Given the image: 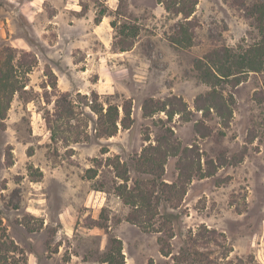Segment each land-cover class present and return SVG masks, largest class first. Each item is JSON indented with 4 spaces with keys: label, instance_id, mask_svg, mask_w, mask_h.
<instances>
[{
    "label": "rangeland",
    "instance_id": "rangeland-1",
    "mask_svg": "<svg viewBox=\"0 0 264 264\" xmlns=\"http://www.w3.org/2000/svg\"><path fill=\"white\" fill-rule=\"evenodd\" d=\"M194 1L0 0L2 64L6 47L36 58L0 117V264H106L113 237L125 264H264V70L217 82L232 101L227 125L195 105L213 88L196 60L261 39L258 0ZM177 30L186 46L170 41ZM58 90L76 115L53 140L46 116ZM92 91L105 106L131 103L128 126L97 137L83 96ZM109 159L127 167L126 184ZM120 189L142 195L128 204ZM205 228L208 240L196 236ZM187 247L200 254L185 260Z\"/></svg>",
    "mask_w": 264,
    "mask_h": 264
},
{
    "label": "trees",
    "instance_id": "trees-1",
    "mask_svg": "<svg viewBox=\"0 0 264 264\" xmlns=\"http://www.w3.org/2000/svg\"><path fill=\"white\" fill-rule=\"evenodd\" d=\"M197 2L198 0H195L194 5H196ZM251 11L255 17L256 27L261 35L259 41L254 42L253 44H247L246 46L238 45L236 48L223 46L220 49H215L210 52L204 58L206 60L201 58L196 60V66L200 71V74L213 88L206 94L198 95L195 99V105L197 109L202 110L205 115L209 114L210 110L213 109L224 119L225 125L229 123L232 117V101L228 102L224 93L216 88L218 84L217 82L226 79L236 81V84H239L241 82V76L246 75L251 71L264 70V0H258V2L251 7ZM176 12L182 13L185 18H189L194 11L192 8L183 5L177 8ZM189 21L190 20H187V22ZM177 27L180 31L181 29L183 31L187 30V27L182 22L179 23ZM179 30H177L176 35H174L172 39L170 38V41L175 45L186 46L183 41L178 38ZM136 35L137 33L135 31L134 36ZM186 38V41L188 42L187 45H190L192 42L191 37ZM133 44L134 42H125L121 47V50H129ZM4 53H6V57L3 61L4 64H2V58L0 56V117L2 118L6 116L14 94L24 89L26 86L25 80L22 79V75L26 77L36 64V58L31 52L17 51L13 47H6ZM15 60H17L16 63H14ZM53 85L56 86V83H53ZM53 95L56 96L54 101L55 107L53 111L47 112L46 121L51 130V138L56 140L60 132H64V130H67L68 128H73L74 124L72 123V120L76 115V102L71 98V94L68 92H61L58 90ZM83 96L88 99L85 101V105L97 115V137L114 136L119 129V124L124 127L128 126L127 119L131 116V103L125 101L121 105L120 110L118 104H113L110 101H107V105L105 106V103L101 101L100 94L97 91L91 92L90 99L87 94ZM146 109L145 112L147 113L148 111ZM64 127H67V129H64ZM76 138V142H78L81 137ZM103 152H106V150L103 149ZM109 161H113V159H109ZM113 163L109 165L116 169V176L123 178L126 184L129 180L127 167L125 165L121 166L120 161H113ZM88 172L90 173L89 178H94L97 175V170L94 168L88 169ZM119 188H124L128 194H131L134 191L128 189V185L121 184L119 185ZM124 190L120 189L119 196L123 197L125 203L128 204H132L135 197L142 195V193L131 195L133 196V199H128V195H126L127 197L123 195ZM134 206H136V210L141 211V206L136 203H134ZM166 215L167 217H170V219L175 217L172 213H167ZM128 218L129 220L136 222L133 217L129 216ZM214 232V230L205 228V231L196 233V236H202L208 240ZM207 234H209V236ZM190 240L193 241V245H196L198 241L196 238ZM163 241L164 240L160 238L161 253L165 256H169L172 253L171 249H167ZM199 254L200 251H198V249H195V251L192 252L188 247L180 251V256L184 257L185 260H194L192 256ZM124 258L122 240L113 237L110 240V245L107 251L102 255L100 262L106 264H125Z\"/></svg>",
    "mask_w": 264,
    "mask_h": 264
}]
</instances>
